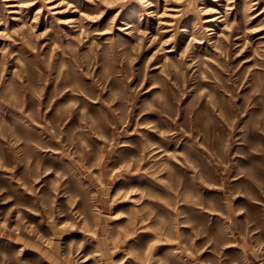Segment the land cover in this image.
Returning <instances> with one entry per match:
<instances>
[{"label":"rangeland","instance_id":"obj_1","mask_svg":"<svg viewBox=\"0 0 264 264\" xmlns=\"http://www.w3.org/2000/svg\"><path fill=\"white\" fill-rule=\"evenodd\" d=\"M0 264H264V0H0Z\"/></svg>","mask_w":264,"mask_h":264},{"label":"bare ground","instance_id":"obj_2","mask_svg":"<svg viewBox=\"0 0 264 264\" xmlns=\"http://www.w3.org/2000/svg\"><path fill=\"white\" fill-rule=\"evenodd\" d=\"M253 16H254V15H253ZM207 20H210V21H211L212 19H207ZM208 29H211V27H208Z\"/></svg>","mask_w":264,"mask_h":264},{"label":"crops","instance_id":"obj_3","mask_svg":"<svg viewBox=\"0 0 264 264\" xmlns=\"http://www.w3.org/2000/svg\"><path fill=\"white\" fill-rule=\"evenodd\" d=\"M258 181V180H257Z\"/></svg>","mask_w":264,"mask_h":264}]
</instances>
